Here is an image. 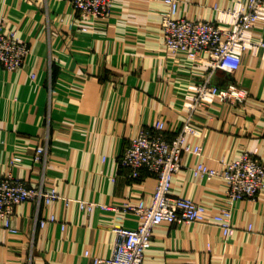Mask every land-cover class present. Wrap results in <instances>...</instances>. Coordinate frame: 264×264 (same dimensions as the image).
<instances>
[{
    "label": "crops",
    "instance_id": "0c3cea01",
    "mask_svg": "<svg viewBox=\"0 0 264 264\" xmlns=\"http://www.w3.org/2000/svg\"><path fill=\"white\" fill-rule=\"evenodd\" d=\"M233 3L179 0L177 15L209 20ZM166 9L164 0H117L107 16L84 20L68 0H0L7 27L31 48L22 68H0V174L114 206L89 212L64 198L18 204L17 231L0 221V264H94L93 256L112 255L116 227L138 226L124 204L150 203L157 178L147 169L132 178L119 158L131 137L157 120L172 138L186 116L188 85L207 71L167 48ZM256 33L264 35V24ZM211 79L221 87L237 82L248 96L196 115L205 135L189 139L203 144L204 155H184L172 190L216 212L225 205L227 182L195 176L190 166L202 160L222 168L244 151L264 163V59L248 51L237 71L218 70ZM39 148L46 153L37 159ZM14 156L22 159L11 164ZM51 213L58 220L42 225ZM233 221L230 236L216 223L161 222L142 264H264V190L237 201Z\"/></svg>",
    "mask_w": 264,
    "mask_h": 264
},
{
    "label": "built area",
    "instance_id": "2783aa9c",
    "mask_svg": "<svg viewBox=\"0 0 264 264\" xmlns=\"http://www.w3.org/2000/svg\"><path fill=\"white\" fill-rule=\"evenodd\" d=\"M68 1L86 20L107 16L117 0ZM164 1L167 9L162 13L161 25L167 48L195 64H202L207 71L188 85L184 100L186 116L172 138L167 134L164 120L143 127L131 137L119 163L132 178L140 177L142 169H147L157 178L156 188L150 203L144 198L125 202V210L132 211L139 224L135 228L116 227L117 240L112 255L93 256L94 264H142L152 245L155 226L164 221L216 223L225 236H230L235 232L233 217L237 201L253 198L264 190V163L249 151L242 152L238 158L223 160L222 168L208 166L202 160L190 166L195 176L208 179L220 176L227 182L226 202L219 211L212 212L206 204L172 190L175 175L184 167V155H204L203 144H193L189 139L205 135V130L195 120L196 115L215 103L236 104L248 96V91L237 82L221 87L211 78L218 70L237 71L248 51L254 55L261 53L264 59V35L257 36L256 33L259 25L264 24V0H234L232 7L218 8L217 17L209 20L178 16L179 0ZM6 20L0 15V68L15 71L23 67L31 48L15 28L7 27ZM80 28L86 31L88 26L82 23ZM37 152L39 159L46 149L39 148ZM21 159L14 156L11 164ZM63 198L68 206L76 202L89 212L96 206L106 210L114 208L112 204L68 198L55 186L46 188L42 184H29L10 172L0 174V221L11 231H17L14 217L18 204L33 200L40 207ZM57 220L56 214L51 213L41 220V224Z\"/></svg>",
    "mask_w": 264,
    "mask_h": 264
}]
</instances>
